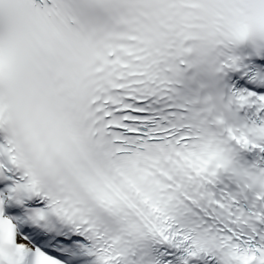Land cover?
<instances>
[{
    "label": "snow or ice",
    "instance_id": "obj_1",
    "mask_svg": "<svg viewBox=\"0 0 264 264\" xmlns=\"http://www.w3.org/2000/svg\"><path fill=\"white\" fill-rule=\"evenodd\" d=\"M264 264V0H0V264Z\"/></svg>",
    "mask_w": 264,
    "mask_h": 264
}]
</instances>
